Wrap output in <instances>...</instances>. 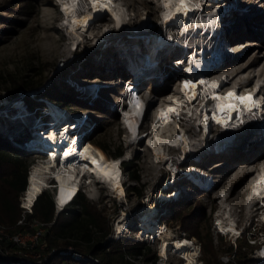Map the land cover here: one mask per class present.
<instances>
[{
    "label": "rangeland",
    "instance_id": "1",
    "mask_svg": "<svg viewBox=\"0 0 264 264\" xmlns=\"http://www.w3.org/2000/svg\"><path fill=\"white\" fill-rule=\"evenodd\" d=\"M114 1L122 8L125 16L122 26L114 25L110 12L104 11L92 20L87 31L73 33L65 23L66 18L59 0H0V74L9 77L11 74L24 73L30 65L44 68V83L30 92L20 91L17 98L10 96L9 88L6 87L8 84L3 83L0 88V136L21 147L19 144L22 143L16 140L30 138L34 131L31 127L42 124L43 116L40 109L32 110L26 101L18 99L25 98L28 94L45 104L46 112L52 104L48 100H42L39 93L55 83L62 92L89 107L83 108L75 104L73 111L58 105L70 118L76 113L84 116L87 114V119L90 117L88 121L85 119L84 125L88 144L96 148L94 143L100 141L112 145V149L118 144L123 145L124 154L120 158L125 195L119 197L101 181L84 183L81 191L105 215L110 228L107 239L145 242L150 248L148 255L153 258L143 254V264H182V258L175 251L169 253L168 260L155 263L159 238H144L147 235L139 238L142 209L153 205L157 212L151 220L152 223H166L170 236L186 235L201 246L200 261L197 264L207 262L203 252V240L191 234L195 229L200 231L205 240H212L213 248L218 251V261L229 262L242 244V250L248 251L256 259L253 264H264L256 249L259 242L264 240V204L256 198L248 199L253 184L264 170V131L261 130L260 122L251 116L247 119L248 122L240 125L234 132L235 140L218 149L215 139L223 131L219 125L213 123L208 131L209 146L203 145V132L197 117V111L205 105L201 96L190 103L192 113L187 111L186 114L185 107L178 113L171 114V120L167 121L161 110L172 104L174 99L183 96L179 78L184 71L181 65H174L179 60L183 65L186 63L182 61L183 53L180 48L175 46L176 40H183V22L180 19L168 25L163 22V0ZM199 2L202 9L190 16L187 30L199 33L201 27H204L206 17H211L212 23L216 21L217 32H220L223 40L221 53H227L228 50L233 54L224 57V61L220 60L208 73V77L221 82L220 91L231 88L237 92H252L264 101V0ZM144 18L151 24L147 30H127L128 26L133 28ZM143 33L170 36L174 42H170L158 55L155 68L149 73L145 70L138 75L133 70L131 72L128 67L130 59L122 57L119 49L136 45L138 56L147 59ZM216 41L213 48L217 45ZM187 43L189 45L184 52H194L196 42L187 40ZM207 48L206 58L211 53L212 46L208 45ZM135 62L138 70L144 68L145 62L137 59ZM227 64L233 67L226 68ZM233 76L235 77L232 78ZM131 77L139 84V93L143 98L141 100L147 106L141 124L143 135L139 139L131 138L128 126L121 118V112L124 111L120 101L125 93L122 81ZM93 85L106 88L98 91ZM90 87L96 90H89ZM23 114L29 115V123L25 124L21 119H17L19 123H14L15 119L12 118ZM180 128L186 129L193 150L184 154L179 145L166 144V157L155 162L147 139L152 136L153 139H168ZM10 132L17 137L13 138ZM145 134H148L146 138ZM27 135L30 137L26 138ZM30 153V165L42 156L32 150ZM101 153L104 156L107 154L102 151ZM107 155L109 157L106 158L112 157ZM123 161H132V168L136 169L139 181L131 178ZM191 172L198 180L201 174L204 179L200 181L207 184L206 181L209 180L210 186L203 187L198 181L196 184L189 175ZM46 179L49 184L50 178ZM128 186L132 189H128ZM134 186L143 188L144 194L139 195ZM176 191L181 192L179 196ZM172 193L177 195L176 198L166 199L162 196ZM121 216L125 218L121 221L124 224L123 231L117 229ZM227 216H231L235 225L237 223L238 228L243 229L241 236L219 232V218L228 221ZM151 259L154 263L150 262ZM69 262L75 264L76 260L69 259Z\"/></svg>",
    "mask_w": 264,
    "mask_h": 264
},
{
    "label": "bare ground",
    "instance_id": "2",
    "mask_svg": "<svg viewBox=\"0 0 264 264\" xmlns=\"http://www.w3.org/2000/svg\"><path fill=\"white\" fill-rule=\"evenodd\" d=\"M59 1L61 2V10L66 18L65 23L68 29L73 33H82L87 31L92 20L96 16L102 14L104 11L110 12L115 23L114 25L116 26H122L125 18V16H123L122 8L114 0H82V2L81 0ZM200 6L201 3L199 0L162 1L163 22L167 25L176 22L178 19L183 22V40H176L177 43H175V46L179 47L181 52L184 54V49L189 45L187 40H192L196 42V49L198 50L202 48V50L200 53L195 50L189 58L188 63L186 62L184 64V73L180 78V81L183 82L179 83L180 89L183 92L182 98L174 99L172 104H169L168 106L166 105V107L161 110V114L163 117H170L171 114L178 113L179 110L181 111L185 107H187V110L184 111L185 113L187 111L192 113L190 109V103L195 98L201 96L205 100L203 102L205 105H207L201 106L197 111V117L199 121L198 123L202 127L201 130L203 132V145L207 147L209 146L208 130H210L212 121L214 119L222 123V126L220 127L222 128L223 132L218 133L215 139L216 148L220 149L225 144H229L235 140L234 132L240 127V125L248 122L251 116H254L256 121L260 122V126H262L261 130L262 132L264 131V101L258 99V97L255 96V93H242L236 92V90H231L228 92L233 93V95L229 97L228 93L225 94V91H220L219 84L221 82H219V80H211L212 78L210 79L208 77L209 74L206 75V71L210 67V64H214L218 58L224 61V57H226L228 54H231V51L227 50V53H221V45L223 44V40L220 38V32H217L216 21L212 23L211 17H206L207 19H205V23L203 24L204 27H201L199 33L196 31L191 32L190 30H187L186 27L190 22V16H192L195 10L198 9L197 11H199L201 8ZM214 18L216 19V17ZM149 27H151L150 22L144 18L137 24V26H134L133 28L128 26L127 30L131 32H137L143 29L147 30ZM214 29L216 32H214ZM201 30L203 32H201ZM142 39L144 40V45L146 48L144 51L148 53L147 59L138 56L135 50L136 45L129 46L123 50L119 49V53L122 52V57H128V59H130L128 67L131 69V72L133 70L138 75H140L141 72L145 70L146 73H149L152 68H155L156 65L154 64L158 55L170 45V42H174L170 36L167 37L158 34L149 35L148 33H143ZM215 41L217 45L215 48H213ZM208 45L212 46L211 49L209 48L210 52L214 51L212 57L210 58H206L207 54L205 50L208 49ZM135 59L145 62V66L142 68L143 70L137 69ZM180 64L181 60L176 61L174 65L180 66ZM225 67L232 68L233 65L227 64ZM198 77H200V79L197 81ZM234 77L235 76L232 78ZM123 83L125 84V81H123ZM93 87H96V89L98 88V91L106 88H101L99 86L97 87L95 85H93ZM93 87H90V89L87 88V90L95 89ZM258 90L260 91V87ZM241 97L245 98L243 102H241ZM136 98H138L136 99L137 103L131 100L129 108H123L122 111L124 112H121L123 115V123L128 126L131 138L138 137L139 126L143 119L145 110L144 102H142L139 97ZM208 101L211 102L208 104ZM51 104L52 105H49V111L52 114L51 121L49 123L43 122L39 125L36 124L37 126L31 127V129L34 131H32L33 133L31 137L29 135L30 138L24 140L27 141V144H19L20 146L25 147H39L43 149L45 151L44 153L46 154L50 152V154H47V161L44 163H39L32 172L29 181L30 185L27 191L28 201L32 202L38 195V192L42 189V186L47 185L46 177L48 172L53 173V176L58 182L59 205H64L75 197L76 191H78L80 188V183L92 184L95 181H101L105 183L107 187L111 191L115 192L119 197L125 195V189L123 186V172L120 166L122 158H106V156H104L100 150L93 148L90 144H88L87 140H85L84 145H82L83 143L81 142V137H78V134H76V131L79 128H85V121H88L90 117H88V119L86 118L84 121V115L76 113L74 116H71L72 118H70V116H67V114L59 108V106L53 103ZM17 105H19V103H17ZM229 105H232V107H229ZM211 111L212 116H210ZM27 116L29 115L23 114L22 116L14 117L12 119H15L14 123H19L17 119H21L23 123L28 124L29 120ZM68 123H75L71 128H76V130L71 134H68L65 131L66 129L69 130L70 128ZM47 124H50V127H47ZM65 124H67V126ZM62 125L66 126L65 130L61 133V136H58V128ZM10 135L13 136V138L17 137L11 132ZM147 135L148 134H145L144 138H146ZM157 139H153V136L147 139V145L152 149L155 162L166 157L164 152L166 144L179 145V147L182 148V152L184 154L193 150V146L191 144L192 142L186 132V129L183 128H180L179 131H177L172 137L168 139ZM33 147H30V149ZM64 149H66V151L63 154ZM62 155L63 158H61ZM192 174L193 172H191L189 175L193 180L202 183L201 181L204 179V177L201 174H199L201 176V181L200 179L198 180L194 178ZM258 176L259 177L251 188L248 199L252 200L253 198H256L258 201L262 200V203L264 204V170ZM206 182L208 183L204 185L210 186V181L207 180ZM176 192H178V196L181 193H179V191ZM174 193L162 196L166 199L176 198L177 195L175 196ZM156 212L157 208L153 205H149L142 209V214L144 216L143 219L141 218L142 220H140V227L143 228V232H153V236L161 237L160 246L164 254L168 253V248H175L176 251L186 256L188 259L185 264H190V262L193 261V257L195 255L194 251H192L190 248V242L187 239H174L175 241H173L171 239L172 236L167 233L163 226L157 223H152L151 220L153 216L156 215ZM122 218L117 223V229H119V231H123L124 229V224L121 223V221L123 222L125 218ZM227 218L229 219L228 221H222V219L219 218L218 224L220 228L223 231L231 230L232 232H235L236 226L234 220L231 218V216H227ZM260 252L264 253V248H262Z\"/></svg>",
    "mask_w": 264,
    "mask_h": 264
},
{
    "label": "trees",
    "instance_id": "3",
    "mask_svg": "<svg viewBox=\"0 0 264 264\" xmlns=\"http://www.w3.org/2000/svg\"><path fill=\"white\" fill-rule=\"evenodd\" d=\"M43 71V66L30 65L27 72L24 73L11 74L9 77L0 74V88L3 83L8 84L6 87L9 88L10 96L17 98L20 91L30 92L44 83ZM39 94L42 100H48L57 106L61 105L73 111H75L73 106L75 104L89 108L86 103L62 92L55 83L47 86L45 91ZM24 99L32 110L40 109V113L43 114L45 104L28 94ZM24 139L19 138L16 141L23 143ZM94 145L104 154L106 152L111 155L110 158H119L124 154L122 144H118L114 149L111 148L112 145H106L100 141H96ZM29 154L31 153L28 149L17 147L6 137L0 136V222L16 225L21 216L22 208L19 197L28 184V169L31 163ZM107 154L105 155L108 156ZM123 163L129 170L131 178L139 181L140 177L136 169L132 168V161H123ZM135 188L139 195L144 194L143 188ZM128 189H132L131 186H128ZM32 216L42 221H52L55 218V205L50 190H45L37 197ZM109 232L110 228L105 215L80 192L72 207L57 215L56 222L48 229L45 239L49 249L72 245L80 251L99 256L105 264H129L126 253H143L148 258H153V256L148 255L150 248L146 246L145 242L131 239H107ZM191 234L197 235L203 240V252L207 264H253L256 261L248 251L242 250V244L239 245L237 253L235 252L234 257L229 262L218 261V251L213 248L212 240L210 238L205 240L198 229L191 231ZM69 259L73 258L70 255L56 252L49 256L44 264H71ZM0 264L26 263L11 262L0 256Z\"/></svg>",
    "mask_w": 264,
    "mask_h": 264
},
{
    "label": "built area",
    "instance_id": "4",
    "mask_svg": "<svg viewBox=\"0 0 264 264\" xmlns=\"http://www.w3.org/2000/svg\"><path fill=\"white\" fill-rule=\"evenodd\" d=\"M126 86H128V88H126L125 85L123 86L125 93L122 95V98L120 101L121 102V109H123V108L128 109L129 105L131 104V100H133V102L135 101L137 103L136 99H138V98H136V97L143 99L139 93V88H137L136 81L126 83ZM23 92H25V91H23ZM132 92L136 93L137 96H131ZM18 100L22 101V102L25 101L24 98H20ZM146 108H147V106L145 107V110H144L143 119L145 117ZM44 110H45V108H44ZM41 115H42V113H41ZM86 115L87 114H85V116H84V121L87 117ZM143 119H142L140 126H139V130H138L139 135L135 139H139L143 135V134H141V130H142L141 124L143 122ZM84 131H86V128H83L81 132L76 133V134H78L77 135L78 137H81V139H82L81 142L83 143L82 145H84V141H85V137L83 136ZM23 142L25 144H27V141H23ZM30 147H33V146H26V148H28V149H30ZM65 151H66V149H64L63 154ZM44 152H39L42 154V156L38 160H36L35 162H32V164L30 165L29 174H28V184H27L26 189L20 195V206L22 208V213H21V216L18 219L16 225H10V224L4 223V222H0V256L2 258H4L5 260L15 262V263L44 264L48 260L49 256L53 255L56 252H59L61 254L70 255V257H72L74 260H76L75 264H105L99 256H96L92 253L80 251V250L76 249L75 247H73L72 245L65 246V247H59L58 246V247H54L52 249H49L48 242L45 239V235H46L48 229L56 222V217L60 212L64 211L65 209L72 207L75 199L77 198L79 193L83 190L84 183H80L81 184L80 188L78 189V191H76V195L72 200H69L64 205H59V202H58L59 185H58V182L56 181L55 177L53 176V173L48 172L47 177L50 178L49 184L43 185L42 189L38 192V195L34 198V200L32 202H29L28 197H27V191H28V188L30 185L29 181H30V177L32 175V172L35 170V168L37 167V165L39 163H44L45 161H47V159H48L47 154H50V152L47 154ZM61 158H63V155L61 156ZM121 165H122V161L120 163V166ZM121 170L123 172L122 166H121ZM124 182L125 181L123 180V184H124ZM196 184H197V182H196ZM204 184L202 185L203 187H208ZM45 190L51 191L52 196H53V200H54L55 218L52 221H42L39 218L32 216V214L34 212V204L36 202V199ZM142 217H143V215H142ZM158 224L163 226L165 228V230L167 231L168 226L166 223H163V222L160 223L159 222ZM217 226H218L219 232H221L223 234H232V235H235L236 237H239L242 235V232H243V229L238 228L237 223L235 225L236 226L235 232H232L231 230L230 231L229 230L223 231L220 228L218 223H217ZM140 229L141 230H140L139 238H143L142 237L143 235H147L144 238H148L150 236L152 238L155 237V236H153V232H150V233L143 232V228H140ZM236 232H237V235H236ZM156 237H158V236H156ZM158 238L160 241H159V244L157 246V255L158 256L157 255L155 256V263H157L161 260H164V259L168 260L169 253L171 251H175V253H177L180 256V258H182V264L186 263V261L188 260L186 258V256H184L181 253H179L178 251H176L175 248H172V247L168 248V253L164 254L163 250L161 249V246H160L161 245V237H158ZM171 239L173 241H175L176 239H187L190 242L189 245H190L191 250L194 251V253H195V255L193 257V261H191L190 264H197L198 261H200L199 260V257H200L199 252L201 250V246L198 243H196L193 239L189 238L186 235H181V236H175L174 235L171 237ZM253 243L255 244L256 241ZM262 247H264V240L259 242V245L256 247V249H258V251H259V256L264 260V253L260 252ZM142 257H143V253H137V254L126 253V259L130 263H133V264H143L142 260H141ZM150 262L154 263L153 259H151Z\"/></svg>",
    "mask_w": 264,
    "mask_h": 264
},
{
    "label": "snow or ice",
    "instance_id": "5",
    "mask_svg": "<svg viewBox=\"0 0 264 264\" xmlns=\"http://www.w3.org/2000/svg\"><path fill=\"white\" fill-rule=\"evenodd\" d=\"M232 95H233V93H228L229 97H231ZM240 99H241V102H243L245 98L241 97ZM249 99H250V97H249ZM229 107H232V105H229ZM65 155H67V154H65Z\"/></svg>",
    "mask_w": 264,
    "mask_h": 264
},
{
    "label": "clouds",
    "instance_id": "6",
    "mask_svg": "<svg viewBox=\"0 0 264 264\" xmlns=\"http://www.w3.org/2000/svg\"><path fill=\"white\" fill-rule=\"evenodd\" d=\"M129 79H132V77H131V78H129ZM123 81H124V80H123ZM123 85H125V84L123 83ZM137 88H139V89H140L139 85H138V87H137ZM87 135H88V134H87ZM86 140H87V138H86ZM27 149H28V148H27ZM28 150H30V151H31V150H32V151H35V150H34V149H32V148H31V149H28ZM36 152H38V151H36Z\"/></svg>",
    "mask_w": 264,
    "mask_h": 264
}]
</instances>
